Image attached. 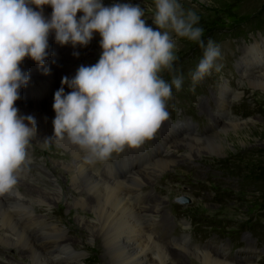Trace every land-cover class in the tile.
I'll list each match as a JSON object with an SVG mask.
<instances>
[{
	"label": "rangeland",
	"instance_id": "374dc122",
	"mask_svg": "<svg viewBox=\"0 0 264 264\" xmlns=\"http://www.w3.org/2000/svg\"><path fill=\"white\" fill-rule=\"evenodd\" d=\"M180 2L185 10H194L199 15L198 26L204 30L202 39L205 43L211 38L220 46L221 58L217 63L221 64L222 68L219 72L213 70L212 74L198 83L192 91L189 74L195 70L203 57V49L196 42L174 36L177 39L176 54L179 57L174 65L175 72L164 71L161 75L167 81H170L173 75L183 76L184 83L179 91L173 88V99L168 102L169 118L162 122L152 137L156 149L151 152L149 162L144 161L140 157L143 152H137L135 148L127 147L123 154H133L126 156L130 161L135 157L133 166L138 168L140 161L145 167L149 166L148 168L154 170L157 168L152 166L153 160L157 158L158 153V156L165 153L169 158H174V164H171L163 175L147 183L148 185L144 184L145 186L139 190L140 193H137L143 207H150L149 204L157 200L164 210L155 220V225L152 223L153 219L150 224L153 225L151 227L153 235L156 234L154 236L160 238L157 241L162 242L169 251L176 253L171 243L187 237L192 252L211 251L222 260L232 246H239L237 256L227 259L228 263L264 264V87L259 84L254 86V80L257 79H254L253 83L249 82L250 78L264 73V0H180ZM102 3L105 6L114 3L139 4L145 9L146 22L153 28L156 27L152 23V12L148 11V8L154 9V0H102ZM101 39L98 33V39H92L87 46L77 45L71 49L74 51L73 57L66 58L67 62L63 61L60 69H57L59 64L51 52L50 56L54 59L51 63L56 61L57 64L52 67L54 71L57 70V76H54L56 82L59 83L63 77L72 74L73 62H77L79 67L84 65L86 60L89 61L88 66L96 64L103 51L100 46ZM51 45L52 42L49 41L48 51H51ZM24 61L27 65L31 64L29 57ZM24 61L20 66L24 65ZM46 64L50 65L48 62ZM28 70L40 72L42 75L45 73L40 67L32 64ZM46 80L49 81L48 78ZM48 87L51 88L49 85ZM227 92L231 93L232 98L225 106L222 102ZM53 93L48 94L46 100L54 99ZM45 101L42 95L37 104L43 107L47 102ZM193 118L204 120L203 134H196V128L190 126L193 124ZM231 123L240 125L241 128L236 132L231 129ZM184 137L204 140L201 142L203 144H200L203 146L202 151L200 150L201 156L196 155L188 163H185V150L173 151L168 148L171 142H180ZM207 138L212 145L210 143L206 145ZM164 142L169 144L164 145ZM62 150H56L52 145L47 150L37 146L33 148L30 144L28 161L21 168L27 178L22 182L36 186L40 183L42 186L39 188L44 189L43 186L50 183L47 178L51 176L52 179L57 178L54 181L55 186H61L62 179L68 177L70 172L59 173L53 168L54 161L57 162L55 158L66 164H73V161L69 162L62 157L65 152ZM128 165L131 167L130 163ZM97 169L104 171L103 175L106 178L111 177L108 175L110 168L101 165ZM117 174L119 168L115 176ZM66 206L67 203L64 202L63 206L51 207L49 212L45 208H38L40 213L38 212L39 216H36L43 219L44 214H49L50 222L58 221L62 225H67L70 229L68 238L86 236V233L81 232L80 227L76 226L74 220L76 215L70 214ZM89 218H92V215ZM174 236L176 237L173 238ZM195 238H198V241H195ZM200 243L207 246L201 249L192 247L193 244ZM83 248L87 253L81 264H102V253L92 248V245L87 247V244H83ZM4 251L0 247V255L4 256L5 260L8 258L20 264L28 263L27 259L13 251ZM181 259L171 257L169 262L201 264L197 260L192 262L186 256ZM4 264H7V261Z\"/></svg>",
	"mask_w": 264,
	"mask_h": 264
},
{
	"label": "clouds",
	"instance_id": "9594fccd",
	"mask_svg": "<svg viewBox=\"0 0 264 264\" xmlns=\"http://www.w3.org/2000/svg\"><path fill=\"white\" fill-rule=\"evenodd\" d=\"M32 5L39 8L34 10ZM53 9L51 18L43 6ZM153 28L139 4L102 0H0V196L18 183V173L36 137L33 116H22L15 103L30 76L20 65L26 57L43 66L49 55V34L60 45L87 46L98 32L103 49L98 62L81 65L74 78H62L55 92L54 135L67 139L85 152V162L110 159L126 147L135 148L151 139L169 118L173 88L181 90L183 76L167 81L164 71L175 72L177 39L186 38L203 49V57L190 72L191 90L222 68L220 46L202 39L196 11L185 10L180 0H154ZM78 12L83 16L77 18ZM47 73V69L45 70ZM63 85L72 91L65 93Z\"/></svg>",
	"mask_w": 264,
	"mask_h": 264
},
{
	"label": "bare ground",
	"instance_id": "6f19581e",
	"mask_svg": "<svg viewBox=\"0 0 264 264\" xmlns=\"http://www.w3.org/2000/svg\"><path fill=\"white\" fill-rule=\"evenodd\" d=\"M32 7L34 10L40 11L35 5H32ZM52 12L53 9L50 5L43 6V15L46 18L50 19ZM81 16H83V13L78 12L77 18L79 19ZM54 36V31L49 34V41L52 42L51 51H48L49 55L43 66L29 57L32 65L40 67V70H44V72L47 69V73L45 72L42 75L40 72L29 71L28 68L31 64L27 65L25 61L24 65L20 66L22 71L29 73L28 84L38 91L40 96L43 95L44 101L48 94L55 93L61 88L60 82L62 80L58 83L54 78V76H57V70L54 71L52 67L57 64L52 65L51 61H54V59L50 56L51 52H53V57L59 64L57 69H60L63 61L67 62L65 59L74 55V51L71 49L76 48L71 44L63 45V47L56 42ZM93 39H98V32L94 33ZM46 62L50 65H47ZM88 64L89 61L86 60L84 66H88ZM78 68L77 62H73L72 74L67 75L70 80L75 77ZM61 76L63 77L65 74ZM47 78L49 79L48 82ZM253 80L255 81L254 86L259 84L264 87V73L255 76V78H250L249 82L252 81L253 83ZM48 84H51V88L48 87ZM64 90L66 94L72 91L68 86L64 87ZM231 98L230 92L225 93L222 103L226 106ZM237 98L238 96L235 97V99ZM46 101L43 107L37 104V100L33 104L15 103V107L19 109L20 115H31L36 121L37 133L31 143L33 148L37 146L47 150L52 145L56 150H65L66 153L64 152L62 157L69 162L73 161V164H66L55 158L58 163L54 161L52 166L59 173L61 171H64L65 174L70 172V175L62 179L61 186H55L54 181L57 178L53 177L52 179L50 176L47 178L50 183L43 186L44 189H42L39 188L42 186L40 183H37L36 186L22 182L27 178V175L23 172L26 177L24 179L19 178L17 185L10 193L0 196L1 250L13 251L18 256L27 259V264H81L87 253V250L83 248V244H87V247L92 245V248L97 249L100 254L102 253V264H171L169 262L171 257L181 259L185 256L189 257L192 262L197 260L201 264H233L226 261L225 255L221 260L211 251L192 252L187 237H183L181 241L175 240L171 243L177 251L173 253L162 242L157 241L160 238L154 236L156 234L153 235V228L151 227L155 225V220L164 210L157 200H153L149 204L150 207H143L140 195H137V193H140L139 190L145 186L144 184L153 182L163 175L169 169V166L174 164V158H169L165 153L161 156H158L159 153L156 155L157 158L155 157L153 160L152 166L161 169V172L157 169H150L149 166L145 167L137 159L138 168L133 166L135 157L131 161L124 159L119 164V174L115 178L112 176V178H106L103 175L104 171L97 169L95 163H86L85 152L67 139L61 141L53 138L47 144L44 142L46 138H51L54 135L53 120L56 116L53 108L54 99L51 98ZM230 125L231 129L236 132L241 128L237 124L231 123ZM217 135H215V138H217ZM209 138L205 139L206 145L210 143ZM201 142H204V140L184 137L180 142L173 141L167 144L170 145L168 148L173 151L185 150V163H188L196 155L201 154L203 147L200 145L203 144ZM167 144L164 142V145ZM212 144L210 143V145ZM127 155L133 154L128 153ZM129 163L131 167H129ZM122 169L123 171H121ZM48 170L50 171V169ZM108 175L110 176V172ZM21 182L23 184L20 185ZM73 195L79 197L75 198ZM133 199L137 206L133 204ZM64 202L67 203V211L76 215L74 219L76 226L78 225L80 231L85 232L86 236H81V238L71 236L68 238L67 234L70 229L67 225H62L58 221L50 222L49 214H44L43 219L36 216H39L40 213L38 208H45L49 212L51 207L63 206ZM91 215L92 218H89ZM150 221L153 225L150 224ZM108 255L111 257L109 258ZM218 256L220 257V255ZM2 260L3 263L0 262V264H4L5 261H7V264H20L8 258L5 260L4 256H2ZM176 264H182V262L179 261Z\"/></svg>",
	"mask_w": 264,
	"mask_h": 264
}]
</instances>
